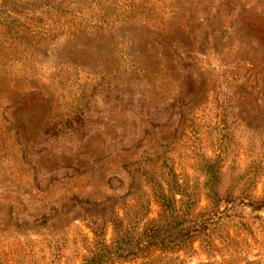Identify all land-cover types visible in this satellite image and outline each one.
<instances>
[{"label": "rangeland", "instance_id": "374dc122", "mask_svg": "<svg viewBox=\"0 0 264 264\" xmlns=\"http://www.w3.org/2000/svg\"><path fill=\"white\" fill-rule=\"evenodd\" d=\"M15 1L0 22L51 12ZM140 1L34 47L0 30V264H264V0Z\"/></svg>", "mask_w": 264, "mask_h": 264}, {"label": "trees", "instance_id": "16d2710c", "mask_svg": "<svg viewBox=\"0 0 264 264\" xmlns=\"http://www.w3.org/2000/svg\"><path fill=\"white\" fill-rule=\"evenodd\" d=\"M8 1L13 4V11L21 14V11L14 8L16 1ZM28 1L24 2L22 6L26 7L25 4ZM35 1L37 0H31V2ZM44 1L48 3L51 12L45 13V16L35 17L32 26H28L24 22L18 23L19 21L15 18L9 17V20L0 22L3 36L7 37L8 41L17 43L20 48L27 45L34 47L55 36H78L88 27L112 29L118 24L130 22L136 16H145L149 11L143 5L144 1H140L141 4L132 2L127 4L126 0H41L39 3ZM1 2H7V0H1ZM71 2L74 4L70 5ZM158 32L161 34L163 29H158ZM14 61L22 63L19 58H14ZM80 127L81 120L73 112L66 114L58 125L53 123L47 129H51L52 133H58L65 129L79 131ZM174 233L172 237L166 236L159 239L158 243H168V246H174L189 239L188 228L184 226ZM154 245H158L157 242H154Z\"/></svg>", "mask_w": 264, "mask_h": 264}]
</instances>
